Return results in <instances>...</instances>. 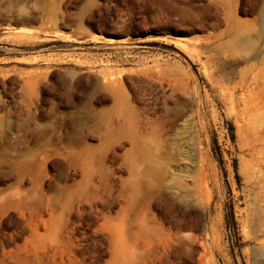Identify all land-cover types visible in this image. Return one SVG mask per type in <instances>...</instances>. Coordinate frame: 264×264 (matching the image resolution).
I'll use <instances>...</instances> for the list:
<instances>
[{
    "label": "rangeland",
    "instance_id": "1",
    "mask_svg": "<svg viewBox=\"0 0 264 264\" xmlns=\"http://www.w3.org/2000/svg\"><path fill=\"white\" fill-rule=\"evenodd\" d=\"M251 77L264 0H0V264H264Z\"/></svg>",
    "mask_w": 264,
    "mask_h": 264
},
{
    "label": "bare ground",
    "instance_id": "2",
    "mask_svg": "<svg viewBox=\"0 0 264 264\" xmlns=\"http://www.w3.org/2000/svg\"><path fill=\"white\" fill-rule=\"evenodd\" d=\"M236 88H239L238 90L242 91L240 96L236 95ZM257 88L258 82L256 81L255 77H251L250 80L241 79L236 83L235 90L233 88L229 92L228 98L231 105L237 108L238 115L248 128L251 159L249 160L247 166L251 175L253 176V181H255L256 184L261 185V188L264 190V140L260 136V116L258 105L255 100ZM262 196H264L263 193ZM260 242V246H264V239ZM260 256L262 258L264 257V254H261ZM259 261L264 263V261Z\"/></svg>",
    "mask_w": 264,
    "mask_h": 264
},
{
    "label": "trees",
    "instance_id": "3",
    "mask_svg": "<svg viewBox=\"0 0 264 264\" xmlns=\"http://www.w3.org/2000/svg\"><path fill=\"white\" fill-rule=\"evenodd\" d=\"M147 46L157 47V48H160L162 51L169 52L171 54H178V55L181 56V58L185 59V57L181 53H179L178 51H176L172 47H168V46H164V45H158L156 43H151V44H148ZM192 69H194V66H192ZM226 127H227V130H228V133H229V138L233 142L234 141V128H233V126L230 123H227ZM232 167H233V171H234V174H235V178H236V180H238L237 166H236V162L235 161H233ZM224 221H225V226H226L227 230L229 231L230 235H234L235 236V233H234V218H233V212H232V208L231 207L226 209V212L224 214Z\"/></svg>",
    "mask_w": 264,
    "mask_h": 264
}]
</instances>
